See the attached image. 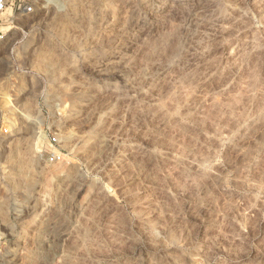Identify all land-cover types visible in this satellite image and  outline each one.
Here are the masks:
<instances>
[{
  "label": "rangeland",
  "instance_id": "rangeland-1",
  "mask_svg": "<svg viewBox=\"0 0 264 264\" xmlns=\"http://www.w3.org/2000/svg\"><path fill=\"white\" fill-rule=\"evenodd\" d=\"M28 1L0 264H264V0Z\"/></svg>",
  "mask_w": 264,
  "mask_h": 264
},
{
  "label": "built area",
  "instance_id": "built-area-1",
  "mask_svg": "<svg viewBox=\"0 0 264 264\" xmlns=\"http://www.w3.org/2000/svg\"><path fill=\"white\" fill-rule=\"evenodd\" d=\"M9 9H11L12 12L21 11L25 14H31L35 11L32 2L28 0H19L17 4H15L12 0H0V44L7 37V30L5 28L6 25L10 23V19L7 20L5 18V14ZM10 17H13V14L10 15ZM52 141L57 143V139L55 137L52 138ZM55 156L56 152H53L51 160H54Z\"/></svg>",
  "mask_w": 264,
  "mask_h": 264
}]
</instances>
